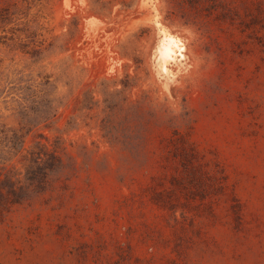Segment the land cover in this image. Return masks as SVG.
<instances>
[{
    "label": "rangeland",
    "instance_id": "rangeland-1",
    "mask_svg": "<svg viewBox=\"0 0 264 264\" xmlns=\"http://www.w3.org/2000/svg\"><path fill=\"white\" fill-rule=\"evenodd\" d=\"M14 134L64 167L0 264H264V0H0Z\"/></svg>",
    "mask_w": 264,
    "mask_h": 264
},
{
    "label": "trees",
    "instance_id": "trees-1",
    "mask_svg": "<svg viewBox=\"0 0 264 264\" xmlns=\"http://www.w3.org/2000/svg\"><path fill=\"white\" fill-rule=\"evenodd\" d=\"M10 151L14 155H2ZM63 167L62 158L43 144L27 149L26 141L16 134L6 144L0 142V218L31 201L33 195L48 192V187L57 191L54 174Z\"/></svg>",
    "mask_w": 264,
    "mask_h": 264
}]
</instances>
